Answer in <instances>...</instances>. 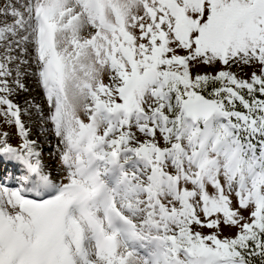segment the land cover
<instances>
[{"label":"snow or ice","instance_id":"snow-or-ice-1","mask_svg":"<svg viewBox=\"0 0 264 264\" xmlns=\"http://www.w3.org/2000/svg\"><path fill=\"white\" fill-rule=\"evenodd\" d=\"M0 264H264V0H0Z\"/></svg>","mask_w":264,"mask_h":264},{"label":"rangeland","instance_id":"rangeland-1","mask_svg":"<svg viewBox=\"0 0 264 264\" xmlns=\"http://www.w3.org/2000/svg\"><path fill=\"white\" fill-rule=\"evenodd\" d=\"M32 87L35 89L34 91L31 92V96L35 98V102L36 103H41V99H40V90L38 88H35V85L33 84ZM28 94H25L24 96L21 97V99H24L25 96H27ZM46 134L43 132V130L38 126V124H34L33 127V137H39L40 141L43 144V148H44V157L48 162H54L52 161L49 153H51L52 151H54V145H55V140H52L50 138V136H48V138H45Z\"/></svg>","mask_w":264,"mask_h":264}]
</instances>
